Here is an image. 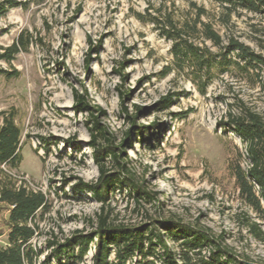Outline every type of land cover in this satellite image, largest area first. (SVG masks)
<instances>
[{
	"label": "rangeland",
	"instance_id": "1",
	"mask_svg": "<svg viewBox=\"0 0 264 264\" xmlns=\"http://www.w3.org/2000/svg\"><path fill=\"white\" fill-rule=\"evenodd\" d=\"M16 1L0 12V54L18 43L21 34L29 33L32 40L11 60L0 57V70L6 71L0 72V114H15L23 160L17 169L0 168V185L10 176L16 186L47 198L33 239L45 250L39 261L50 252V240L62 242L79 231L96 230L105 211L115 224L164 218L206 226L223 234L237 254L264 264V241L251 229L255 223L264 233V217L235 183L234 169H246L248 159L230 123L232 116L243 114L242 107L264 117V73H225L203 93L185 72L163 74L172 66L173 41L162 34L170 25L188 30L196 24L201 32L203 22L220 34L224 45L234 38L264 57V17L243 9L231 12L214 0ZM199 35L190 41L219 51ZM122 90L129 93L123 104ZM76 92L90 108H77ZM174 93L178 95L167 107L159 104ZM123 106L128 115L137 114L142 128L158 124L153 133L131 132L123 147L127 166L156 200L137 202L118 190L103 204L90 191L73 187L79 179L94 184L101 176L90 145L92 112L120 146L132 128ZM99 143L105 144L103 139ZM103 163L109 170L114 166L109 158ZM3 206L1 230L8 212ZM1 230L4 246L7 232ZM93 251L72 264H91Z\"/></svg>",
	"mask_w": 264,
	"mask_h": 264
},
{
	"label": "trees",
	"instance_id": "2",
	"mask_svg": "<svg viewBox=\"0 0 264 264\" xmlns=\"http://www.w3.org/2000/svg\"><path fill=\"white\" fill-rule=\"evenodd\" d=\"M46 0H28L41 4ZM229 11L238 9L254 12L264 17V0H214ZM22 4V3H19ZM18 5L16 0H5L0 3V12L5 13L9 7ZM200 18V16H199ZM199 20V19H198ZM202 23V29L197 25L184 30L170 25L163 28L164 37L171 39L172 66L166 67L165 75L172 69L185 72L204 93L207 86L215 77L222 74L250 75L264 73V57L256 53L251 47L234 38H230L227 45L222 43L220 34L210 24ZM209 40L219 48L218 52L208 47H200L190 41V37H200ZM264 35V32H263ZM32 35L21 34L18 43L0 54L11 60L14 53L20 49H28ZM264 47V46H263ZM122 65V64H121ZM121 74V70H118ZM0 72H6L0 70ZM123 78L126 75L122 74ZM122 104L128 97L127 91H121ZM171 94L159 103L167 107L173 100ZM77 108L88 109L83 95L76 92ZM126 117L132 121V128L127 132L125 140L120 146L114 145L112 135L99 121V116L92 112L90 123L92 140L90 145L95 148L94 157L100 164L101 176L94 184L83 179L73 187L74 190L86 189L94 198L106 204L116 191H127L137 202L141 199L156 200L152 192L144 184L138 182L135 173L127 166L125 160V143H130L131 132L146 133L156 130L158 124L144 129L136 124V115H128L123 106ZM138 111L142 108L137 106ZM241 116H232L230 123L232 130L245 145L248 166L243 169L237 165L233 175L235 183L242 197L264 217V117L249 108H241ZM101 112L100 109L96 110ZM0 168H19L23 160L22 130L16 123L15 114H0ZM153 133V132H152ZM103 139L105 144H100ZM40 140H45L41 137ZM42 145V144H41ZM47 150L49 143L44 142ZM109 158L114 166L107 169L103 161ZM0 203L8 210L1 221L7 232V244L0 246V264H72L84 261L88 250L92 248L91 264H255L247 257L237 254L225 243L223 234H215L206 226L191 225L176 219H151L150 222L127 225L115 224L109 221L105 211L98 216L97 229L87 233L77 232L71 237L50 240L47 245L50 252L41 260L45 253L41 247L33 244L38 232L36 218L48 207V200L42 192H32L24 186H16L10 176L0 185ZM255 235L264 241V233L257 224H251ZM173 243V244H172ZM112 248L114 255L110 257ZM55 261V263H53Z\"/></svg>",
	"mask_w": 264,
	"mask_h": 264
},
{
	"label": "water",
	"instance_id": "3",
	"mask_svg": "<svg viewBox=\"0 0 264 264\" xmlns=\"http://www.w3.org/2000/svg\"><path fill=\"white\" fill-rule=\"evenodd\" d=\"M255 264H258V263H255Z\"/></svg>",
	"mask_w": 264,
	"mask_h": 264
}]
</instances>
